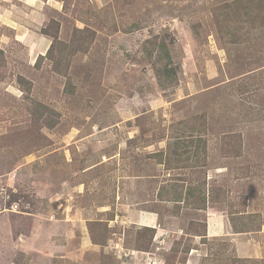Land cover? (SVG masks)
Returning <instances> with one entry per match:
<instances>
[{"label":"rangeland","instance_id":"374dc122","mask_svg":"<svg viewBox=\"0 0 264 264\" xmlns=\"http://www.w3.org/2000/svg\"><path fill=\"white\" fill-rule=\"evenodd\" d=\"M262 225L264 0H0V264H264Z\"/></svg>","mask_w":264,"mask_h":264},{"label":"crops","instance_id":"0c3cea01","mask_svg":"<svg viewBox=\"0 0 264 264\" xmlns=\"http://www.w3.org/2000/svg\"><path fill=\"white\" fill-rule=\"evenodd\" d=\"M146 218H148L147 222L150 220V222L152 223H157V219L154 216L153 217L148 216ZM205 223L207 227L206 237L210 239L220 238L224 236L227 238L228 237L234 238L233 227L227 215H224L223 213L218 212V211L208 212L205 217ZM258 233H261L264 235V226L262 227V230L259 231ZM242 235H247V234H242ZM250 236L251 237L249 239H253L254 235L251 234ZM257 238L260 239V237H257ZM256 246L257 245L253 243L252 240H249V242H243V243L237 242L235 245L238 255L240 253V255L243 256V258H249L246 254L252 252L253 250H256ZM257 249H258V246H257Z\"/></svg>","mask_w":264,"mask_h":264},{"label":"trees","instance_id":"16d2710c","mask_svg":"<svg viewBox=\"0 0 264 264\" xmlns=\"http://www.w3.org/2000/svg\"><path fill=\"white\" fill-rule=\"evenodd\" d=\"M53 36H54L55 39H57V36H56V35H53ZM51 49H52V48L49 49V52L51 51ZM49 52H48V54H49ZM165 74H166V76H168V77L171 78V79H174V78H175L174 71L171 70L170 68L168 69V68L166 67V69H165ZM186 194H188V195H194V193H193V189H189V190H187ZM173 201H174V202H181V200H178V199H175V200H173ZM194 206H195V208L198 209L199 211H201V210H206V207H207V205H206V198L203 199V201H202V205H201V204L198 205L197 203H195ZM144 228H145V230H149V231H151V232H156L155 229H152V228H149V227H144ZM243 232H245V231H237L236 233H243ZM246 232H248V231H246ZM205 234H206V230H205ZM205 234H203V235L201 236V237H203L204 239L206 238V235H205ZM144 239H145V238H144ZM187 250H190V248L187 249Z\"/></svg>","mask_w":264,"mask_h":264}]
</instances>
